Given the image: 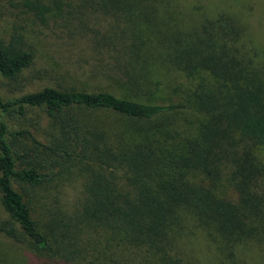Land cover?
Listing matches in <instances>:
<instances>
[{"label": "trees", "instance_id": "obj_1", "mask_svg": "<svg viewBox=\"0 0 264 264\" xmlns=\"http://www.w3.org/2000/svg\"><path fill=\"white\" fill-rule=\"evenodd\" d=\"M86 4L76 33L90 39L91 55L79 61L123 97L74 85L24 93L18 83L34 53L18 34L0 39L12 94L0 95V234L24 244L30 264H132L143 253L165 260L180 209L227 242L264 229V55L248 27L223 12L179 15L174 0ZM89 9L113 24L97 28ZM135 20L144 31L132 36ZM169 73L192 82L184 99L153 92ZM72 171L85 195L72 214L39 219L30 192L14 187L38 189Z\"/></svg>", "mask_w": 264, "mask_h": 264}, {"label": "rangeland", "instance_id": "obj_2", "mask_svg": "<svg viewBox=\"0 0 264 264\" xmlns=\"http://www.w3.org/2000/svg\"><path fill=\"white\" fill-rule=\"evenodd\" d=\"M27 1L42 5L43 14L39 15L36 10L27 6ZM61 1L55 5V0H0V39L8 40L11 35L18 34L35 56L33 66L22 74L18 88L28 93L47 85H74L90 90L101 87L117 97H123L122 90L108 83V80L88 77L87 70L92 62L84 65L79 61L91 55L90 39L76 33V19L85 18L88 0ZM174 6L179 15L184 14L190 19L198 15L213 17L221 12L237 17L248 27L249 40L264 55V0H174ZM89 11L94 14L95 19L91 21L95 22L97 28L104 29L113 24L108 16L101 15L97 9ZM72 20L74 32L66 35V32L63 33V26ZM139 23V20H135L133 27L129 28L132 36L140 30L144 31V25L139 26ZM149 70L152 77L158 76L159 69L150 67ZM164 76L160 87L153 90L156 96L171 95L178 99L187 97L192 86L190 80L174 73ZM5 84V80L0 77V95L10 99L12 94L5 88ZM18 93L19 90L14 96ZM35 115L32 112L30 116ZM103 116L105 117L102 113H94L90 118ZM3 119L11 131L20 128L17 122L6 117ZM14 187L21 194L26 190L30 192L29 198L25 192L23 195L31 203L39 219H47L57 213L72 214L74 209L81 206L85 196L83 178L77 171L38 189L28 190L19 184H14ZM169 236L171 239L165 260L158 255L143 253L132 264H264L262 228L251 237L227 242L211 226L201 223L190 210L180 209L176 213L175 224ZM32 254L24 244L0 234V264H30Z\"/></svg>", "mask_w": 264, "mask_h": 264}]
</instances>
